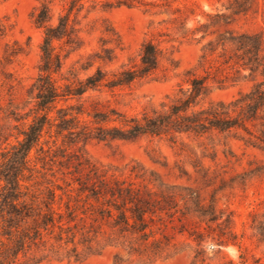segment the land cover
I'll return each mask as SVG.
<instances>
[{
    "label": "trees",
    "instance_id": "obj_1",
    "mask_svg": "<svg viewBox=\"0 0 264 264\" xmlns=\"http://www.w3.org/2000/svg\"><path fill=\"white\" fill-rule=\"evenodd\" d=\"M177 1L67 0L53 22L51 1L38 0L39 6L31 14L32 23L42 31L38 76L29 90L35 102L33 116L29 122H25L28 114L16 118L22 126L16 142L0 152V264H39L51 259L77 262L106 245L126 254L117 252L112 264L151 263L179 251L177 236H186L195 244V259L210 246L243 248L234 212L227 205L220 206L217 194L226 187H243L246 178L240 175L228 181L222 177L215 187L218 175L203 163L206 157L214 161L213 153L202 152L201 157L194 153L192 166L201 187H192L169 183L136 162L103 165L83 151L90 141L108 144L140 137L166 138L183 150L184 136L201 141L220 134L231 135L264 154L262 33L235 29L216 33L203 43L196 66L185 73L186 88L180 84L157 105L132 115L115 108L102 110L97 103L86 107L84 96L153 76L163 57L160 42L146 39L136 63L130 61L109 71L97 66L80 77L96 63L114 61L120 40L108 26V38L100 51L80 55L67 75L63 74L65 61L83 47L77 26L82 12L163 7L182 16L180 8L172 7ZM227 1L226 9L232 15L250 11L249 0ZM210 18L211 24L228 19L225 14ZM186 19H173L180 20L179 33L192 37L202 32L200 41H204L209 35L207 25L185 29ZM11 30L7 19L0 17V40ZM6 46V62L21 53L16 42ZM246 78L253 81L249 91L230 101L205 104L213 88ZM33 150L41 155L35 161L31 159ZM263 169L255 174L264 177ZM250 217L252 238L257 246L264 245V210L253 211Z\"/></svg>",
    "mask_w": 264,
    "mask_h": 264
},
{
    "label": "rangeland",
    "instance_id": "obj_2",
    "mask_svg": "<svg viewBox=\"0 0 264 264\" xmlns=\"http://www.w3.org/2000/svg\"><path fill=\"white\" fill-rule=\"evenodd\" d=\"M50 1L53 22H56L67 0ZM249 4L251 8L247 15H232L231 10L226 9L227 0H179L172 7L180 8L184 13L182 16L179 13L166 12L163 7H119L107 11L99 9L89 14L84 11L79 15L77 25L81 29L83 47L65 61L63 74L67 75L80 55L100 51L102 43L108 38L105 33L108 26L117 32L120 40L114 61L111 64L96 63L89 72L81 73L80 77H85L97 66L109 71L130 61L136 63L141 45L146 39L160 42L163 57L159 70L153 76L127 87L114 90L103 88L89 92L83 99L86 107L97 103L102 110L115 108L129 115L139 113L151 105H157L165 96L173 94L178 85L187 87L185 73L196 66L203 43L213 38L216 33L235 29L262 33L264 38V0H249ZM38 6V0L0 1V17L7 19L12 25L7 37L0 40V152L9 149L16 142L18 129L22 127L16 118L28 114L25 122H29L33 116L35 102L29 90L38 76L42 31L32 23L31 14ZM216 14H225L228 17L227 22L211 24L210 17ZM176 17H187L184 20L185 29L206 24L209 35L204 41H200L202 32L192 37H183L178 31L180 20H173ZM14 42L20 46L21 53L6 62L3 58L6 45L12 47ZM252 84L253 81L246 78L224 88H213L205 98V104L210 101H230L240 93L249 91ZM183 139L186 143L183 150L178 145H172L166 138L153 137L108 144L90 141L83 146V151L94 162L114 166L136 162L159 173L169 183L201 187L192 161L194 153L201 157L202 152L215 155L214 161L210 157L203 158L204 165L218 175L215 187L222 177L228 181L231 177L240 175L246 178L243 187L234 185V190L226 187L217 194L220 206L227 205L234 212L235 230L243 245L241 250L234 245L220 249L210 246L204 248L203 254L195 259V244L187 240L186 236H177L179 251L176 254L166 259L140 264H264V245H256L250 228V214L264 210V177L255 174V170L264 168V154L245 147L231 135L214 134L201 141L186 136ZM38 154L33 150L31 159L35 161L36 157L41 156ZM37 164L39 167L38 161ZM119 251L126 256L121 249L106 245L99 253L88 255L81 261L51 259L39 264H112L114 255Z\"/></svg>",
    "mask_w": 264,
    "mask_h": 264
}]
</instances>
